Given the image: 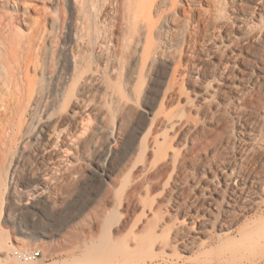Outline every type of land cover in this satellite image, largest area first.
Wrapping results in <instances>:
<instances>
[{
	"label": "rangeland",
	"instance_id": "obj_1",
	"mask_svg": "<svg viewBox=\"0 0 264 264\" xmlns=\"http://www.w3.org/2000/svg\"><path fill=\"white\" fill-rule=\"evenodd\" d=\"M31 1L46 13L56 5L64 6L62 0H55L54 6L46 0ZM64 10L68 16L69 7ZM38 11L32 9L29 15L37 18ZM14 14L13 6L0 0V46L6 35L18 36L9 22ZM166 17H172V23L164 24ZM155 19L163 22V32L174 42L166 46V56L153 63L134 94L129 95L137 110L131 113L122 141L109 157L110 164L106 162L110 177L102 174L105 136L97 144L78 145L73 155L60 151L53 159L36 149V125L48 110L56 107L65 120L66 115L78 110V123L84 118L93 128L98 124L96 109L105 105L100 98L102 91L95 89L74 95L73 99L85 107L78 109L79 105L73 104L59 110L70 75L67 26L57 32L53 54L40 57V66L47 62L50 72L43 70L38 77L42 89L33 94L38 106L23 129L29 135H18L11 141L9 128L0 163V235L11 247L7 259L22 261L12 255V250L30 247L41 250L42 255L34 259L37 264H48L82 256L91 242H104L114 254L113 248L133 234L146 238L152 226L161 233V227L176 224L185 228V236L197 239L196 232L182 222L179 211L202 201L199 187L210 166L241 165L245 173L264 168V155L251 154L240 133H257L262 125L259 103L250 104L244 91L253 92L252 100L257 95L264 98V0H167ZM20 26L25 32V25ZM123 73L122 83L127 79V66ZM22 77L20 74L19 80ZM2 78L0 117H5L6 124L12 115L5 116L3 106L10 95L17 98L25 93V103L30 95L22 91L19 80ZM158 113L161 119L173 121V126L160 122L155 130L166 139L165 146L172 155L149 168L147 163L153 159L146 163L139 156L143 145L138 140L140 132L149 127L148 117ZM26 142L24 150L22 144ZM74 164L76 168L71 170ZM43 176L50 178L46 181ZM234 187L231 184L229 190ZM262 210L249 213L247 219L257 218ZM218 218L223 220L224 216ZM237 228L232 229L234 234ZM210 233L226 234L218 228ZM16 235L22 238L20 242L13 240ZM215 246L207 253L196 249L168 262L148 258L131 264H264V248L248 258H238L228 250L219 252Z\"/></svg>",
	"mask_w": 264,
	"mask_h": 264
},
{
	"label": "bare ground",
	"instance_id": "obj_2",
	"mask_svg": "<svg viewBox=\"0 0 264 264\" xmlns=\"http://www.w3.org/2000/svg\"><path fill=\"white\" fill-rule=\"evenodd\" d=\"M1 1L11 4L16 10V14L10 15L9 22L14 26L18 36L6 35L0 46V79L4 76L18 83L19 75L23 74L19 83L22 91H28L30 98L25 103V93L18 95L17 98L10 95L11 99L3 106L5 116L11 113L12 117L6 124L5 117H0V163L7 149L6 137L9 128L12 132L11 141L18 135L19 138L29 135V132L23 129L34 117L38 106V99L33 98L35 91L42 89L38 77L43 75V70L50 72L48 63L43 62L40 66L39 59L53 54L52 47L56 42L57 32L67 26L70 38L67 47L70 75L59 110L73 104L79 105L78 109L85 107L83 103L73 99L74 95L89 93L95 89L102 91L100 98L105 105L96 109L98 124L93 128L86 124L87 119L81 118L78 123L75 118L78 110L66 115L65 120L64 115L53 107L38 120L34 142L38 145L36 149L40 154L53 159L55 155L59 156L60 151H63L64 155H73L78 145L89 142L97 144L105 136L106 157L102 174L110 177L106 172L108 170L106 162L110 164L109 157L115 152L116 145L122 141L131 113L137 110L129 95L134 94L135 86L141 82L153 63L157 62L158 58L166 56V46L174 42L171 35L163 32V22L155 19L156 13L167 0H62L63 8L56 5L55 0H46L49 4L56 5L48 13L40 12L42 6L34 5L31 0ZM66 6L69 7L68 16L64 12ZM32 9L39 10L37 18L29 15ZM172 17H166L164 24L170 21L172 23L170 20ZM15 21L19 26L18 24L15 26ZM22 24L25 25V32L20 26ZM106 26H109L108 30L111 28L110 32ZM126 66L127 79L122 83L121 78ZM244 94L250 97L248 100L250 104L259 103L261 110L259 120L262 125L257 133L247 130L240 133L244 137V142L249 144L251 154L264 155V98L257 95L256 101L251 99L253 92L244 91ZM148 121V129L139 134L138 144L143 145L139 156H142L146 163L153 159V162L147 163V166L152 168L153 164H162L172 155L165 146L166 139L155 134V130L158 123L173 126V121L170 118L161 119L160 113L149 116ZM27 146L28 142L22 144L24 150ZM75 166L74 164L70 169H75ZM144 168H147L146 165ZM16 170L17 167L13 172ZM28 170L33 172L32 167ZM207 172L209 174L203 178L199 187L202 191V201L179 211L183 217L182 222L196 232L197 239L185 236V228L176 224L161 227V233L155 231L156 226L154 228L152 226L146 238H138L137 234H133L132 237L125 239L126 241L123 240L122 245H114V254L110 253L112 249L108 250L110 246L107 247L104 242H98V245L91 242L82 256L57 259L48 264H131L137 261L142 263L148 258H160L168 262L172 257L178 258L181 254L191 253L196 249L207 253L213 244H216L215 249L219 252L228 250L232 256L238 258H248L257 253L258 249L262 250L264 212L262 210L260 215L252 220H248L247 215L264 208V168L245 173L241 165L218 169L210 166ZM42 178L48 181L50 177ZM231 184L235 187L229 190ZM219 215L224 216V219L219 220ZM234 227H238L237 234L232 231ZM216 228L225 231L226 234L210 233ZM21 239L18 235L13 238L16 242H20ZM10 248L0 235V261L5 264H37V260L7 259ZM36 250L41 252L40 249Z\"/></svg>",
	"mask_w": 264,
	"mask_h": 264
},
{
	"label": "built area",
	"instance_id": "obj_3",
	"mask_svg": "<svg viewBox=\"0 0 264 264\" xmlns=\"http://www.w3.org/2000/svg\"><path fill=\"white\" fill-rule=\"evenodd\" d=\"M12 255L19 260L31 261L37 259L39 256L42 255V253L39 250L30 247H15L12 250Z\"/></svg>",
	"mask_w": 264,
	"mask_h": 264
}]
</instances>
